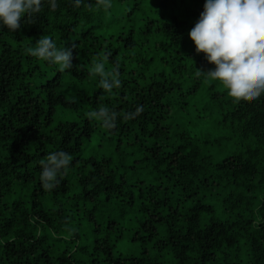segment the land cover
<instances>
[{
    "label": "trees",
    "instance_id": "trees-1",
    "mask_svg": "<svg viewBox=\"0 0 264 264\" xmlns=\"http://www.w3.org/2000/svg\"><path fill=\"white\" fill-rule=\"evenodd\" d=\"M203 3L57 0L0 31V264H264V96L197 76L214 67L188 36ZM42 35L74 45L71 69L26 53ZM105 55L110 94L90 75ZM101 104L112 129L88 118ZM60 150L70 167L44 190Z\"/></svg>",
    "mask_w": 264,
    "mask_h": 264
},
{
    "label": "clouds",
    "instance_id": "clouds-1",
    "mask_svg": "<svg viewBox=\"0 0 264 264\" xmlns=\"http://www.w3.org/2000/svg\"><path fill=\"white\" fill-rule=\"evenodd\" d=\"M98 8L110 9L112 0H95ZM80 7L85 0H70ZM55 10L57 0H0V31L20 29L25 22H34L42 8ZM197 53H203L214 67L208 71L197 70V76L218 81L227 95L235 101L258 100L264 96V0H204L203 10L188 32ZM74 45H58L48 35L40 36L25 51L32 57L55 66L59 72L73 67ZM105 55L92 61L90 75L98 77V86L104 93L119 88V67L106 70ZM143 111L142 105L124 114V119H134ZM105 128L115 127L118 113L101 104L88 112ZM73 157L65 151L47 153L40 161L39 181L44 190H51L70 167Z\"/></svg>",
    "mask_w": 264,
    "mask_h": 264
},
{
    "label": "rangeland",
    "instance_id": "rangeland-1",
    "mask_svg": "<svg viewBox=\"0 0 264 264\" xmlns=\"http://www.w3.org/2000/svg\"><path fill=\"white\" fill-rule=\"evenodd\" d=\"M121 250H124L126 252H133L132 246L128 245L127 243H123L120 245Z\"/></svg>",
    "mask_w": 264,
    "mask_h": 264
}]
</instances>
